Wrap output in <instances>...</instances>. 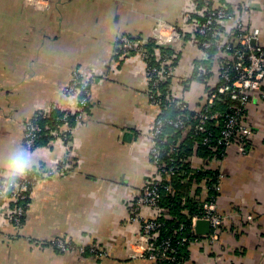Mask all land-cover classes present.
Here are the masks:
<instances>
[{
  "label": "crops",
  "instance_id": "crops-1",
  "mask_svg": "<svg viewBox=\"0 0 264 264\" xmlns=\"http://www.w3.org/2000/svg\"><path fill=\"white\" fill-rule=\"evenodd\" d=\"M226 1L235 14L248 8L244 23L259 30L264 46V0ZM189 2L0 0V180L20 176L7 174L6 167L17 150L29 160L24 172L55 167L68 156L63 175L32 187L19 227L3 211L12 202L0 201V264H149L139 255V225L129 219L126 203L156 175L149 131L161 108L148 98L144 62L121 58L116 43L122 33L150 39L158 20L184 26ZM178 49L177 78H183L198 53L187 44ZM75 69L93 79L87 113L72 126L73 148L67 153L54 140L25 148L24 124L37 110L51 104L73 108L76 98L63 88ZM181 87L179 94L195 102L203 86L193 79ZM245 118L253 129L247 152L231 145L214 165L221 173L220 236L189 245L184 264H264V100L250 104ZM201 163L198 156L192 159L195 169ZM188 184L189 195L196 189L207 195L201 183ZM56 237L106 254L59 252L50 244Z\"/></svg>",
  "mask_w": 264,
  "mask_h": 264
},
{
  "label": "built area",
  "instance_id": "built-area-1",
  "mask_svg": "<svg viewBox=\"0 0 264 264\" xmlns=\"http://www.w3.org/2000/svg\"><path fill=\"white\" fill-rule=\"evenodd\" d=\"M204 1V4L207 5L208 0ZM211 2L210 6L201 10L195 0H190L188 5L190 13L199 14L201 12L203 16L201 21L188 19L184 26L170 24L162 20L156 22L150 37L153 49L158 53L160 52L158 47L168 45L173 47L176 52L172 55L158 53L154 64L149 63V54L146 49L141 47L143 38L140 35L123 34L118 39L121 58L137 56L144 62L145 75L150 84L148 98L151 103L160 107L162 98H172L175 100L172 103L177 110L190 112L189 115L173 118L162 115L156 117L153 127L149 131L150 162L156 175L145 181L140 191L126 203L129 219L139 225L138 237L142 241L143 249L139 255L148 260L149 264H170L176 260V251L171 245L170 239L156 240L164 227V222L158 221L157 217L167 211L166 208L159 205L161 188L166 192L172 191L170 185L163 184L164 180L168 181L174 176L189 175L191 172L188 173L186 169L181 168L183 161L189 163L192 170L217 169L214 167L215 163L224 158L231 145H236L238 152L246 153L247 143L252 136L253 129L246 121L245 111L250 104H259L264 100V46L259 42V30L247 27L244 23V17L246 14H250L248 8L242 7L241 12L235 14L228 1L224 0L220 3L219 0H211ZM196 34L201 37L200 43L194 40ZM183 44H187L189 47L191 45L198 55L194 58L191 71L183 78H177L178 47ZM176 45L178 46L175 48ZM210 51H214V53L211 54ZM195 61L200 63L197 62V65ZM203 62H207L209 68L202 64ZM195 66H197L200 75L203 74L205 77L201 81L203 87L200 97L197 101L190 102L179 94L176 86L184 85ZM209 72L210 74L206 75ZM92 79L91 75L85 76L79 69L73 70L71 80L63 88V93L76 98L73 108H61L57 104H51L49 107L37 110L24 124L23 143L25 148L34 149L36 141L42 135L44 128L40 119L49 118L52 111L59 109L62 114L56 119L60 124L50 130L49 141H60L64 144L67 153L71 151L74 141L71 134L72 128L67 126V123L71 117L74 123L84 119L89 106L88 85ZM165 82L168 83L166 91L162 94L158 86ZM173 82L176 83L174 86ZM221 106H223V110H221ZM166 107L165 105L164 109ZM210 122L214 124V127L221 126L218 139V142L224 146L221 157L214 154L205 158L200 157L202 163L197 169L192 165V159L197 157L194 152L186 159L178 160L175 153L184 138L191 132L197 134L198 131H203L204 126ZM167 127L178 129L180 135L176 145H170L168 155L163 157L165 154L162 144L166 142L165 129ZM208 136L209 134L203 137L204 142L209 140ZM216 149V146L211 147L212 151ZM67 163L68 156H65L55 167L34 168L24 172L16 180L0 181V201L6 204L11 201L13 204L11 206L4 205L3 211L8 214L14 226L19 227L22 224L25 215L23 204L29 198L32 187L42 178L63 175L67 171ZM220 180L221 173L218 170L217 180L212 184V189L217 193L220 188ZM201 184L206 187L204 180L201 181ZM217 196L218 194L209 201L203 202L201 215H193L190 218L192 238L182 236L179 239L181 244L186 243L188 250L189 245L193 243H214L218 240L224 215L219 211ZM199 197L200 199L204 198L201 195ZM145 209L150 211L149 215L143 214ZM198 220L209 222L208 234L200 235L195 232L194 226ZM183 229L184 225L180 224L174 233H180ZM50 244L59 252L76 250L79 253L86 251L98 256L106 254L97 246L76 245L71 240L60 237L52 239ZM188 258L180 264H184Z\"/></svg>",
  "mask_w": 264,
  "mask_h": 264
},
{
  "label": "trees",
  "instance_id": "trees-1",
  "mask_svg": "<svg viewBox=\"0 0 264 264\" xmlns=\"http://www.w3.org/2000/svg\"><path fill=\"white\" fill-rule=\"evenodd\" d=\"M196 3H198V8L202 10V8H205L206 6H210L212 4L211 0H208L207 5L204 4V0H195ZM224 0H219L220 3H222ZM205 5V6H204ZM204 13V12H203ZM190 19H195L198 21H201L203 16L201 15V12L198 13H190ZM124 33L120 34L123 35ZM126 34V33H125ZM119 36V37H120ZM118 37V39H119ZM143 44L141 47L143 49H146V51L149 54V63H155L156 57L158 53H167L169 55L174 54L176 51L173 47L165 45L158 47L159 51L156 53V50L153 49V43L150 39H147L142 36ZM118 39L116 46L118 45ZM196 42L200 43L201 37L199 35H195ZM197 43V44H198ZM199 45V44H198ZM211 54L214 53V51H210ZM175 60V59H174ZM177 60V59H176ZM199 61H196V64L198 65ZM206 67L209 66L207 62H203ZM194 67V71L192 72L191 76L184 82L183 89L185 90L187 87V83L192 81L193 79L199 80V82L202 81V79L205 77L203 74L200 75V72ZM209 68V67H208ZM210 74L207 73L206 75ZM168 82L160 83L158 88L161 90L162 94L166 91V85ZM202 86L203 83L201 82ZM150 90V84L148 82V91ZM175 100L172 98H162L161 100V112L159 114L165 117H175V116H185L189 115L190 112L188 111H179L176 109L174 104ZM167 106L166 109H164V106ZM220 106V105H219ZM221 110H223V106H221ZM62 112L59 109H56L52 111L50 117L40 119V122L43 124V133L40 136V138L36 141L35 148L39 145L47 144L49 143V140L51 138V135L49 134L50 130L52 128H55V125L60 124V122L56 119V117L60 116ZM47 123V124H44ZM74 120L72 117L69 119L67 126L71 127L74 126ZM214 124L212 122L207 123L204 126L203 131H198L197 134H193L192 132L189 133L184 140L179 144L178 151L175 153L176 158L179 160H184L186 157H188L192 152L198 157L205 158L211 155H222L223 152V144L218 142L219 136H220V128L221 126L214 127ZM166 134V142L163 143V152L165 155L163 157H166L170 151V145H176L180 131L173 127H167L165 129ZM209 134L208 138L209 140L207 142L203 141V137ZM216 146V150L212 151L211 147ZM180 165V162L178 163ZM181 168L186 169L189 175H181V176H174L171 177L168 181L164 180L163 184L170 185L172 191H165L163 188H161V198L159 201V205L163 208H166L167 211L164 212V214L157 217L158 221L164 222V227L160 231L158 237L156 238L157 241H160L162 238H169L171 241V245L175 248L176 251V260L170 264H180L182 261L186 260L189 257V250L186 243L181 244L179 242V239L182 236H185L187 238H192V233L190 231V218L193 215H201L202 214V204L205 201H209L213 197H215L218 193L212 189V184L216 182L217 176H218V169H212L208 168L205 170H192L189 167V163L183 161ZM30 171V170H29ZM21 176V175H20ZM18 177H12L7 179H1L0 181H7L10 179L16 180ZM185 177V178H184ZM204 180L205 186L207 188V195L200 199L198 196L200 189H196L195 195H189L188 194V183H197L200 184L201 181ZM185 181V182H184ZM188 181V182H187ZM29 202V198L24 201V207L26 209V205ZM13 205V204H12ZM25 216V215H24ZM23 216V219H24ZM23 221V220H22ZM184 225V229L180 231V233H174V230L180 225Z\"/></svg>",
  "mask_w": 264,
  "mask_h": 264
},
{
  "label": "clouds",
  "instance_id": "clouds-1",
  "mask_svg": "<svg viewBox=\"0 0 264 264\" xmlns=\"http://www.w3.org/2000/svg\"><path fill=\"white\" fill-rule=\"evenodd\" d=\"M29 166L28 158L18 150L11 154L6 162V167L9 169L7 174L17 176L23 175L25 169Z\"/></svg>",
  "mask_w": 264,
  "mask_h": 264
},
{
  "label": "water",
  "instance_id": "water-1",
  "mask_svg": "<svg viewBox=\"0 0 264 264\" xmlns=\"http://www.w3.org/2000/svg\"><path fill=\"white\" fill-rule=\"evenodd\" d=\"M194 229L197 234H208L210 230L209 222L207 220H198L195 223Z\"/></svg>",
  "mask_w": 264,
  "mask_h": 264
},
{
  "label": "rangeland",
  "instance_id": "rangeland-1",
  "mask_svg": "<svg viewBox=\"0 0 264 264\" xmlns=\"http://www.w3.org/2000/svg\"><path fill=\"white\" fill-rule=\"evenodd\" d=\"M247 150H248V148H247Z\"/></svg>",
  "mask_w": 264,
  "mask_h": 264
}]
</instances>
